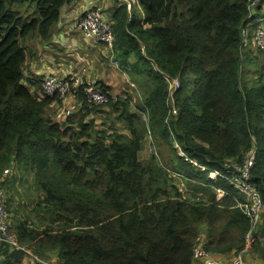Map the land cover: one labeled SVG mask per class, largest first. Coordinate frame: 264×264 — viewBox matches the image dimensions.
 <instances>
[{
	"label": "trees",
	"instance_id": "1",
	"mask_svg": "<svg viewBox=\"0 0 264 264\" xmlns=\"http://www.w3.org/2000/svg\"><path fill=\"white\" fill-rule=\"evenodd\" d=\"M75 1L0 0V179L15 169L2 184L12 189L7 204L21 244L60 264H194L202 235L206 250L230 260L246 247L251 223L239 206L246 198L208 171L226 174L224 163L242 159L255 141L252 182L264 202V53L257 46L249 54L251 29L260 25L249 15H264L263 6L139 0V20L114 0L109 54L139 88L115 93L99 81L119 95L107 112L86 101L81 85L77 108L54 119L52 104L64 100L42 95V77L25 75L26 47L28 39L48 41ZM147 137L152 149L143 159ZM29 181L38 193L33 224L13 211L21 205L17 183ZM183 182L193 194L181 190ZM250 249L264 259V214ZM1 256L3 264H22V251L7 245Z\"/></svg>",
	"mask_w": 264,
	"mask_h": 264
},
{
	"label": "built area",
	"instance_id": "2",
	"mask_svg": "<svg viewBox=\"0 0 264 264\" xmlns=\"http://www.w3.org/2000/svg\"><path fill=\"white\" fill-rule=\"evenodd\" d=\"M127 5L128 11L131 12L134 5L139 3V0H120ZM263 6L262 12H264V2L260 3V0H254L252 2V7L256 8ZM257 11L253 10L249 15L250 18H255L260 25L256 28L254 34V41L257 46L264 53V15L256 16ZM78 27L84 34V36L90 40L95 45L105 44L108 49H112L114 46V35L112 30V25L108 20L104 19L102 8L98 7L94 0H88L86 8L78 21ZM245 35L247 31L244 30ZM115 66H119V61L113 62ZM41 81L42 93L45 96L58 97L64 100L65 103L69 102H78V92L81 85H86L85 96L86 101L91 105H107L111 100L117 101L119 99L118 94H111L109 91H106L100 84H98V79H92L89 81H84L80 76L74 75H54L47 74L44 75ZM178 85V80H173L170 83V89L172 93L170 97L174 96V89ZM135 87V85H132ZM121 95H123L121 93ZM123 97H125L123 95ZM77 108V104L69 105L63 109L58 115L57 118L62 116H68L73 113ZM176 113V110L174 109ZM178 147V145H177ZM181 151V149H179ZM179 151V152H180ZM184 156V152L180 153ZM258 157V147L253 142V145L244 153L242 159L237 160H227L224 163L226 174L212 169L208 171V176L211 180L216 179L217 177H223L230 181V183L242 193L246 200L244 203H240L239 206L244 210L245 214L249 217L251 227L249 232L246 234V247L236 256L230 260L224 261L217 258L211 252L205 249L203 236L201 235L198 238V244L194 249V260L197 263L201 264H246L245 254L250 251L251 244L257 233L258 226L261 224L264 214V202L261 196L260 191L257 189L255 184L252 182V171L256 165ZM188 160L189 158L186 157ZM197 164V163H195ZM198 165V164H197ZM202 171H206V167L201 166ZM11 170L13 167H9L5 170V174L0 179V246L7 245L10 247L11 251H22V259L27 258L25 264H60L55 260H49L42 258L37 253H34L31 249L22 245L18 236L14 232V220L13 212L8 207L7 200V190L3 186V181L5 177L10 176ZM174 175H178L174 173ZM181 190L183 191L182 187ZM217 197L222 199L225 195V191L222 189H217ZM4 258L3 256L0 257Z\"/></svg>",
	"mask_w": 264,
	"mask_h": 264
},
{
	"label": "crops",
	"instance_id": "3",
	"mask_svg": "<svg viewBox=\"0 0 264 264\" xmlns=\"http://www.w3.org/2000/svg\"><path fill=\"white\" fill-rule=\"evenodd\" d=\"M87 1L88 0H80L75 1L73 4L67 5L64 11V16L58 23V31H60V33L57 32L55 27L54 34L50 41L42 42L38 39L43 45H49L47 49H45L44 46V52H42L43 56L38 61H34L35 54L31 58L28 57L29 59L25 65V75L27 77L40 76V78L47 74L61 76L74 75L79 77L81 76L84 81H89L96 78L98 81L109 86L111 91L118 93L121 84L120 77L114 71V66L109 60L110 54L108 53V55L106 51L108 48L104 45H95L90 40H86L78 27V21L84 13ZM94 1L98 7L102 8V10L104 7H106L104 9L108 11H110L109 8L114 2V0ZM118 1L120 2V0ZM137 5L139 6V4ZM107 19L109 21V17H107ZM257 23L258 22L255 21V24ZM57 43L61 44L62 46L54 49V45ZM52 49H54L57 54L55 55V58L53 57L50 59L45 55L46 51H51ZM58 53H60L62 56L61 59L57 57L59 55ZM133 58L134 62H136L135 57L132 56L130 58L132 63ZM54 59H56V61H54ZM74 103H76L77 106L79 105V102L77 101ZM217 258L227 261V258L225 257ZM245 260L246 264H264V259L252 252V250L245 254ZM26 261L27 258H24V260L22 259V264H25ZM194 264L201 263L197 262Z\"/></svg>",
	"mask_w": 264,
	"mask_h": 264
},
{
	"label": "rangeland",
	"instance_id": "4",
	"mask_svg": "<svg viewBox=\"0 0 264 264\" xmlns=\"http://www.w3.org/2000/svg\"><path fill=\"white\" fill-rule=\"evenodd\" d=\"M104 6V5H103ZM65 8L66 6L63 8L62 10V13H61V19L63 18L64 16V11H65ZM106 8V7H104ZM103 8V16H104V19L105 20H108L107 17H109V15H111V11H108V10H105ZM132 13L135 14V16L137 17V19H142L144 17V12L143 10L141 9L140 5H134L133 8H132ZM255 24V23H254ZM56 29H57V32L60 33V31H58V23L56 24ZM55 29V28H54ZM82 32V31H81ZM255 29H251V33H252V38L254 39V34H255ZM83 34V33H82ZM84 35V34H83ZM84 38L87 40V38L84 36ZM39 38H32V39H28L29 41L27 42V47H26V52H27V56L28 57H33L34 55V61H38L42 56H43V53L44 52V46L42 43L39 42L38 40ZM51 38L48 40L50 41ZM42 41V40H41ZM47 40H44L42 42H45ZM26 42V41H25ZM32 44V45H31ZM247 44V42H246ZM49 44H46L45 46V49H47ZM33 46V47H32ZM62 45L57 43L54 45V49L55 48H58V47H61ZM252 47V51L249 52V54L253 55V54H258V50H257V44L256 42L253 40L252 44L250 45ZM52 49L51 51H46V57H49L50 59H52L53 57L55 58V55L57 54L56 51ZM37 50V51H36ZM107 51V54L109 53L110 50L106 49ZM59 55L57 56L59 59L62 58V56L60 55V53H58ZM109 55V54H108ZM117 54H115L114 52H111L110 53V62L112 63V65L114 66V71L116 72V74L120 77V89H119V92L121 91V88H122V91L125 90L127 88V91L129 90L130 92H135L134 90L135 89H138V83L135 82L133 76L131 75L129 69L126 68L123 69L122 67V62L120 60H118L119 58L116 57ZM259 57L261 58V55L259 54ZM116 60L119 61V66H115L113 64V61L116 63ZM136 60V59H135ZM54 61H56V59H54ZM131 62V61H130ZM132 63V62H131ZM133 63H134V58H133ZM122 64V65H121ZM134 82V83H133ZM119 83V81H118ZM136 85L135 87H133L132 85ZM118 92V93H119ZM41 94L43 95L42 91H41ZM137 94H140L143 96V93L141 90H139V92ZM141 96V97H142ZM138 100H141L140 96H138ZM140 102V101H139ZM72 104H76L74 102H69V103H65L63 101H60V100H57L55 101L52 106H51V114L53 116L54 119H56L57 115L61 112L62 109H64L65 107H68L69 105H72ZM108 105V104H107ZM105 105V111H109L111 109L110 106H107ZM68 115H69V112H68ZM113 118V116H112ZM102 121L103 119L102 118H99L97 119V123L103 127V124H102ZM119 126H121V124L119 123L118 124ZM151 149H152V144H151V140L149 137H147V139L145 140V142L143 143V153H142V158L145 159L149 156L150 152H151ZM180 151V150H179ZM181 153V151H180ZM185 154V153H184ZM192 163H197L195 164L196 166L200 167V164L194 160H190ZM202 166V165H201ZM201 168V167H200ZM11 174L10 176H8L6 179V181H11L13 178H14V172H15V169L11 170ZM14 171V172H13ZM17 171V170H16ZM31 185L28 184V186H22L21 183H17L16 185V190L14 189V196L13 198H15V201L16 202H21V205L19 207V211L16 213L15 210L13 209L14 213H15V218L17 220V216L21 219V220H31V224L34 223V215H35V212H34V206L36 204V200L38 199V193L34 187V183L33 181H29ZM7 183H6V187L4 186V188L7 190V195H10L12 193V189L9 190L7 188ZM181 187L183 189V191H185L188 195H191L193 194V191L190 190V188L187 187V184L185 182H183L181 184ZM9 197V196H8ZM11 198V196H10ZM10 207H13V204L9 203ZM14 225L16 226L15 224V219H14ZM14 232H15V228H14ZM16 233V232H15ZM196 263V262H195Z\"/></svg>",
	"mask_w": 264,
	"mask_h": 264
},
{
	"label": "water",
	"instance_id": "5",
	"mask_svg": "<svg viewBox=\"0 0 264 264\" xmlns=\"http://www.w3.org/2000/svg\"><path fill=\"white\" fill-rule=\"evenodd\" d=\"M4 261H5V259L4 258H1L0 259V264H3Z\"/></svg>",
	"mask_w": 264,
	"mask_h": 264
}]
</instances>
